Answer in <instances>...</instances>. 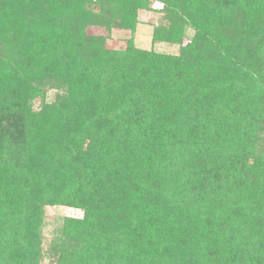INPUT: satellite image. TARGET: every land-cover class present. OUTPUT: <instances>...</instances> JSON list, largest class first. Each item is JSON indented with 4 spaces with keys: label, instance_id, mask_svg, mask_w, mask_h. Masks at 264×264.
Segmentation results:
<instances>
[{
    "label": "trees",
    "instance_id": "1",
    "mask_svg": "<svg viewBox=\"0 0 264 264\" xmlns=\"http://www.w3.org/2000/svg\"><path fill=\"white\" fill-rule=\"evenodd\" d=\"M156 1L0 0V264H264V0Z\"/></svg>",
    "mask_w": 264,
    "mask_h": 264
},
{
    "label": "rangeland",
    "instance_id": "2",
    "mask_svg": "<svg viewBox=\"0 0 264 264\" xmlns=\"http://www.w3.org/2000/svg\"><path fill=\"white\" fill-rule=\"evenodd\" d=\"M149 10H141L138 12V24L134 31L122 30L116 26L107 32L103 28L88 27L87 34L92 36H102L105 38L104 46L107 49L114 51H122L126 48L128 40H132L135 48L146 51H154L160 54L174 55L178 53V47L174 44L155 43L152 41L154 28L162 22L164 7L156 0H148ZM194 34L192 29H187L186 37L190 39ZM56 95L55 90L49 89L45 93V102L50 103ZM40 100L33 102V109L38 110ZM82 217V210L66 207L63 205H46L43 208V227L41 236L43 248H46L50 242L55 240L58 231L60 232L65 219H79ZM244 246V245H242ZM44 260L42 264H47L45 259L48 257V252H44Z\"/></svg>",
    "mask_w": 264,
    "mask_h": 264
}]
</instances>
